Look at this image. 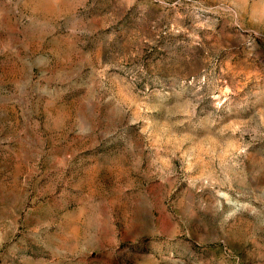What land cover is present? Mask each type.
I'll return each mask as SVG.
<instances>
[{"label":"rangeland","instance_id":"obj_1","mask_svg":"<svg viewBox=\"0 0 264 264\" xmlns=\"http://www.w3.org/2000/svg\"><path fill=\"white\" fill-rule=\"evenodd\" d=\"M0 264H264V0H0Z\"/></svg>","mask_w":264,"mask_h":264}]
</instances>
